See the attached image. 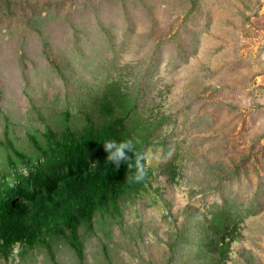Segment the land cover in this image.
<instances>
[{"label": "rangeland", "instance_id": "rangeland-1", "mask_svg": "<svg viewBox=\"0 0 264 264\" xmlns=\"http://www.w3.org/2000/svg\"><path fill=\"white\" fill-rule=\"evenodd\" d=\"M110 83L147 106L145 124L169 121L142 149L151 185L81 231L85 262L189 264L196 216L227 196L242 220L225 264H264V0H0L2 114L28 125L54 98L84 109ZM52 250L15 246L0 264H77Z\"/></svg>", "mask_w": 264, "mask_h": 264}, {"label": "trees", "instance_id": "trees-1", "mask_svg": "<svg viewBox=\"0 0 264 264\" xmlns=\"http://www.w3.org/2000/svg\"><path fill=\"white\" fill-rule=\"evenodd\" d=\"M115 87L110 83L99 90L100 96L88 95L84 109L71 107L64 98L43 100L28 125L0 112V257L4 261L12 256L14 245L21 246V259L31 248L45 251L53 261V244L55 249L67 246L77 264H87L81 231L92 234L94 222L105 221L97 220L96 214L120 215L121 198L135 197L151 185V170L145 181L127 182L126 175H133L135 168L129 171L126 163L116 168L107 162L103 142L131 139L142 152L169 120H153L146 132L141 131L140 110L147 106L122 97ZM35 121L39 128L33 129ZM174 166L170 161L164 168L169 182L174 181ZM241 205L223 196L221 203L196 216L192 233L184 238L186 247L179 250L188 255L187 263L225 264L230 244L240 236ZM247 207L246 216L256 214L250 204ZM174 249L170 247V256Z\"/></svg>", "mask_w": 264, "mask_h": 264}, {"label": "clouds", "instance_id": "clouds-1", "mask_svg": "<svg viewBox=\"0 0 264 264\" xmlns=\"http://www.w3.org/2000/svg\"><path fill=\"white\" fill-rule=\"evenodd\" d=\"M144 122L145 120H143L142 122L143 129L141 131L146 132L147 131L146 128H149L150 126L149 123L153 121H149L147 122V124H145ZM153 144H154V139L152 140V143H150L149 146H152ZM103 146H104V151L108 154L106 158L107 162H109L112 165H115L116 168H118L122 162L126 163L129 171L135 168V173L133 175H126L125 179L127 180V182L141 183L147 179L148 168L152 160L156 158L154 157L152 152L147 150L143 152L137 151L135 147V143L131 139L121 140V141L106 140L103 142ZM129 153H131V156L129 155ZM213 204H219V203H212L208 209H210ZM15 246L18 245H14L12 247V253H13V248Z\"/></svg>", "mask_w": 264, "mask_h": 264}]
</instances>
